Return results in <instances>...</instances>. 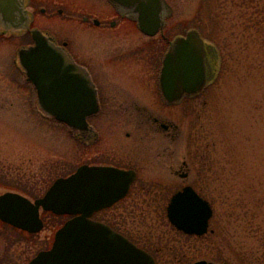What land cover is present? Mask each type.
I'll use <instances>...</instances> for the list:
<instances>
[{"label":"rangeland","instance_id":"1","mask_svg":"<svg viewBox=\"0 0 264 264\" xmlns=\"http://www.w3.org/2000/svg\"><path fill=\"white\" fill-rule=\"evenodd\" d=\"M57 1L60 3L56 4L55 10L63 8L64 11L54 16L39 12L36 22L59 32L62 39H68L71 34L78 35V44L85 51L88 34L79 15L85 13L103 17L107 15L105 12L109 11V5L101 4L99 0ZM202 1L166 0L168 23L163 35L174 38L192 27L197 28L206 42L217 48L219 58L215 62L216 72L196 98L190 96L194 101L182 104L183 99L177 106L167 110L168 119L177 127L172 128L173 139L143 157H148L149 163L155 167L172 163L177 168L186 161L191 172L187 182L193 183L214 209L210 220L211 231L199 242L189 240L185 243L188 245L185 249L173 245L177 249H171V252L177 251L180 255L187 252L188 264L200 258L225 264L215 257L221 252L229 261L236 262V253L230 249L229 243L234 249H264V52L261 50L264 39L261 43L258 37L264 32V20L259 23L263 26L255 27L256 10L246 7L242 9L247 12L246 33L234 27L230 31L232 26L241 23L238 20L239 8L232 9L228 5L227 9L225 0H219V3L217 0ZM45 5L42 2L38 6ZM213 7L222 15L218 16V21L213 18ZM222 19L225 26L220 29ZM127 28L134 33L137 30L133 24ZM122 30L121 23L120 32ZM221 31L224 42L221 41ZM26 38L14 37L11 40L0 37V162L8 168L20 165L22 170H28L25 188L32 195L47 188L48 184L43 187L35 180L46 176L48 168L51 169L52 177V165L57 176H68L88 160V149L84 139L77 141V132H71L64 124L42 117L44 113L35 103L37 94L33 86L17 70L21 66L18 49L27 43ZM152 40L159 43V48H155L151 56V60H157L159 69L170 44L166 43L162 34L152 37ZM120 48H125V45ZM148 53L144 55L147 57ZM144 55L141 57L146 58ZM132 57L138 58L133 54L121 58L120 69L127 66L131 70L130 73L121 71L122 75H132L127 80L140 93L149 84L147 97L153 100L151 74L145 70L153 69V65L149 62L134 64L130 61ZM156 94L158 99L162 95L158 86ZM155 109L158 114L163 112L159 106ZM148 126L149 122L143 123L138 134L143 137V149L147 148V151L149 147L152 149L149 142L154 136L164 138L163 133L156 129L151 135L144 134L152 128ZM141 163H144L143 160ZM181 186L182 178L173 176L166 194L169 196L170 190L174 192Z\"/></svg>","mask_w":264,"mask_h":264},{"label":"flooded vegetation","instance_id":"2","mask_svg":"<svg viewBox=\"0 0 264 264\" xmlns=\"http://www.w3.org/2000/svg\"><path fill=\"white\" fill-rule=\"evenodd\" d=\"M99 1L101 4L109 5V9H107L111 16L107 11L105 12L107 15L103 17L85 13L79 15L86 25L85 33L88 34L85 51H82L78 44V35L76 37L71 34L68 39H62L59 32L36 22L39 12L48 16L60 15L64 11L63 8L55 10L56 4L60 2L57 0H31L28 10L33 16L31 28L42 30L53 36L58 45L66 47L72 58L83 66L91 86L95 89L100 111L88 118L94 130H89L86 133L88 140L84 145L88 149V160L85 164L133 170L136 174L125 196L116 200L112 205L93 211L87 218L99 225L111 228L118 235L121 234L128 238L137 247L150 254L155 264L165 262L168 264H188L187 252L180 255L177 251L171 252V249L176 250L177 248L174 249V246L185 249L188 246L185 243L189 240L199 242L205 235L188 234L173 225L168 216V207L174 193L187 185H193V183L187 182L191 173L190 168L186 161H183L177 168L172 163L160 164L155 167L149 163L148 157L144 158L152 150H158L162 144L169 143L173 139L174 129L172 128L177 127L168 119L167 110L169 111L174 105L177 106L181 101L178 104H173L166 101L162 95L159 99L157 98V86L161 93V68L157 69V60H151V56H153L155 48H159V43L153 41L151 36L144 34L135 21L122 17L107 0ZM42 2L46 5L39 7L38 5ZM65 14L67 15V13ZM121 23L123 24L122 32H120ZM131 24L137 28L135 33L127 28ZM160 34L166 43H170L172 37H166L163 32ZM0 37H8L11 40L14 37H27V40L25 39L27 43L23 45L33 43L30 31H24L17 35L5 33L0 34ZM122 45H125L126 51H124L125 48H120ZM206 48L208 67L211 72V69H215L217 55L207 46ZM144 53H148L147 57ZM132 54L138 57L130 59L134 64L149 62L153 65V69H145L146 71L149 70L147 73L151 74L150 89L153 100L151 97H147L149 84L144 92L140 93L127 80L133 76L122 75V72L130 73L131 70L127 66L120 69V60L122 57H129ZM142 55L146 58H142ZM141 59L142 61H140ZM17 70L21 71L25 81L31 83L36 92L33 83L28 80L25 70L22 67H18ZM183 99L182 104L192 100L186 96ZM35 103L39 104L37 97ZM156 106L163 108L164 113L158 114L155 109ZM136 107L140 109H136ZM141 116L142 118H140ZM44 119L53 121L47 117ZM125 122L128 123L124 124ZM147 122L152 128H149L150 131L147 130L148 132L145 131L144 134L151 135L156 129L157 132L164 135V138L161 139L154 136L149 142L152 149L149 147L148 151L147 148L143 149V143H145L143 137L138 136L139 129L142 128L143 123L145 125ZM98 145L99 150L96 151ZM141 160L144 163H141ZM19 166L12 165L8 168L0 162V191L5 189L0 192V264H48V261L39 259L40 255L53 249L58 231L67 221L78 218L80 214H60L45 210L42 206L36 213L32 211V208H28L25 201L35 205L36 201L44 197L51 185L61 176L56 175L55 166L52 165L54 177L51 176V169L48 168L46 176L42 175L40 179L35 180V183H41L43 187L48 184L47 188H43L41 193L38 191V194L31 195L25 188L28 181L25 178L26 175L28 176V170L25 168L22 170ZM150 168L151 170H149ZM76 170L77 168L73 172ZM173 176L182 178V186L174 192L170 190L168 196L166 191L171 186ZM195 189L197 190L196 187ZM8 193L17 196L9 198L12 199L13 203L5 206L4 203L2 204L1 198ZM210 226L211 224L209 225V232L211 231ZM75 240L84 243L83 237H78ZM88 241L99 244L103 240L99 234H96L90 235ZM191 249L193 250V247ZM203 259L200 258L199 260ZM117 264L120 262L117 261Z\"/></svg>","mask_w":264,"mask_h":264},{"label":"water","instance_id":"3","mask_svg":"<svg viewBox=\"0 0 264 264\" xmlns=\"http://www.w3.org/2000/svg\"><path fill=\"white\" fill-rule=\"evenodd\" d=\"M109 1L118 12L136 20L145 34L156 35L166 25V0ZM29 3L30 0H0V32H31L34 43L21 46L18 58L28 80L35 85L40 108L44 115L65 124L71 132L78 133V139L86 142V133L94 130L88 118L100 111L95 89L83 66L64 46L58 45L53 36L30 27L33 16L27 9ZM211 49L216 55L213 47ZM215 72V69L209 71L206 42L201 33L190 29L186 35L171 41L165 54L160 79L164 99L172 103L186 94L201 93ZM135 176L133 170L84 164L73 174L58 178L35 205L25 201L36 213L42 206L60 214H80L64 224L57 233L53 249L41 254L39 259L48 264H117V261L120 264H155L150 254L128 238L87 218L93 211L125 196ZM15 196L12 193L3 195L2 204L13 203L9 198ZM168 216L177 228L202 235L208 232L213 208L188 185L173 195ZM96 234L103 241L99 244L89 242L90 235ZM78 237H83L84 243L76 241ZM194 264L217 263L199 260Z\"/></svg>","mask_w":264,"mask_h":264},{"label":"trees","instance_id":"4","mask_svg":"<svg viewBox=\"0 0 264 264\" xmlns=\"http://www.w3.org/2000/svg\"><path fill=\"white\" fill-rule=\"evenodd\" d=\"M205 0H203L202 2H204ZM217 2L219 3V0H217ZM225 3L226 4V7L227 9L229 8L228 5H231L232 9H238L239 8V18L238 20L241 22L239 26H237L236 24L234 26L231 27L230 31H232V28H236V29H241V31L243 33H246L247 31V17H246V14L247 12L245 10H242L243 8H253L255 9L256 11L254 12L256 14L255 16V24L254 26L255 27H261L263 25H260V21H263L264 20V3L262 0H225ZM262 3V5H261ZM233 11V10H232ZM213 13L215 14V16L213 15V18L218 21V16L219 17H222L221 13L219 12V10H216L215 11V8L213 7ZM212 16V14H210V17ZM242 21H241V19ZM212 19V18H211ZM245 19L246 20V24H245ZM264 24V23H262ZM260 25V26H258ZM225 24L223 22V19H222V24H221V28L224 27ZM204 28V25L203 27H201V29L203 30ZM264 29V26L262 27ZM259 31V30H258ZM220 37H221V41L224 42V38H223V34H222V31H221V34H220ZM259 37V41L262 43V39H264V32L261 33ZM258 42V43H260ZM259 46V45H258ZM261 50L264 52V45L261 46ZM229 247L230 249H232V251L234 253H236V262H231L229 261V258L225 257L222 255V253L220 252L219 248L217 247V250L220 252V254L218 253L215 257V259L221 261V262H224L225 264H264V249H255L254 251L253 250H250V251H247V249H234V247L231 245V243H229ZM219 258V259H218Z\"/></svg>","mask_w":264,"mask_h":264}]
</instances>
